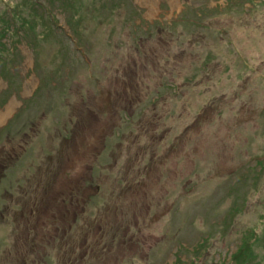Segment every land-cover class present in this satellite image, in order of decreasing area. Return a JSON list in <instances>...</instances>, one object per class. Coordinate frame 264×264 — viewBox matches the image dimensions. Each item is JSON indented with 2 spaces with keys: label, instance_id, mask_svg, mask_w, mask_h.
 I'll list each match as a JSON object with an SVG mask.
<instances>
[{
  "label": "rangeland",
  "instance_id": "374dc122",
  "mask_svg": "<svg viewBox=\"0 0 264 264\" xmlns=\"http://www.w3.org/2000/svg\"><path fill=\"white\" fill-rule=\"evenodd\" d=\"M28 1L0 0V264H264V0Z\"/></svg>",
  "mask_w": 264,
  "mask_h": 264
},
{
  "label": "trees",
  "instance_id": "16d2710c",
  "mask_svg": "<svg viewBox=\"0 0 264 264\" xmlns=\"http://www.w3.org/2000/svg\"><path fill=\"white\" fill-rule=\"evenodd\" d=\"M35 1L36 0H29L28 1V3H35ZM52 2L54 3V5L55 6H59L60 8H61V10L63 11V12H65V13H67V22L69 23V20H70V22L71 21H74V22H77V27H80L81 25H82V23L79 21V19L81 18V17H83V16H81V12H82V10L80 9V6L79 5H81L82 4V2H81V0H52ZM11 8H13L15 11H14V16H15V14H16V9L18 8V6H13V7H11ZM32 9H33V11H34V8H33V6H32ZM23 10V9H22ZM35 12V11H34ZM19 15L20 16H22V15H24V12H20L19 11ZM35 16H37L36 14H34ZM76 16H78V20H75L76 19ZM13 17V16H12ZM50 18V17H49ZM12 19H13V25L11 24V26H13V27H8L7 28V30H8V32L9 33H11V32H15L16 33V35L17 36H22V38L24 37V35H28V33H29V31L25 28V25L24 24H21V26H17V27H14V25H16V21L14 20V18H11V21H12ZM16 22V23H15ZM24 23H26V21H24ZM50 23H51V29H48L47 28V33H49V32H52V33H54L53 32V29L57 32V33H60L61 35H64L63 34V31H61V32H58L55 28H54V26H52V25H54V23H53V20H52V18H51V20H50ZM69 24H71V23H69ZM18 25V24H17ZM24 25V26H23ZM33 26V25H32ZM53 27V28H52ZM33 30H34V27H33ZM32 30V31H33ZM5 36V35H4ZM65 36V35H64ZM65 39L66 40H64L63 41V43H66V41L68 40L66 37H65ZM2 41L3 40H1L0 39V43H2ZM69 41V40H68ZM67 48L68 49H71V50H73V49H76L79 53H80V56H82L80 59H82L83 58V56H84V54H81V51H82V49L79 47V48H77L76 47V42H75V44H72L71 42H68V44H67ZM83 49H84V46H83ZM83 60V59H82ZM95 78H98V77H95ZM169 85L170 86H172V84H170L169 83ZM172 87H174V86H172ZM175 89H177V87H174Z\"/></svg>",
  "mask_w": 264,
  "mask_h": 264
}]
</instances>
